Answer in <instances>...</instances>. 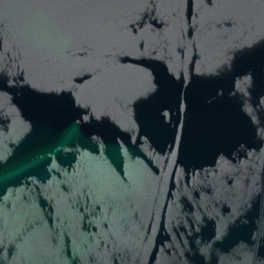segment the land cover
Listing matches in <instances>:
<instances>
[{"label": "water", "instance_id": "1", "mask_svg": "<svg viewBox=\"0 0 264 264\" xmlns=\"http://www.w3.org/2000/svg\"><path fill=\"white\" fill-rule=\"evenodd\" d=\"M0 264H264V0H0Z\"/></svg>", "mask_w": 264, "mask_h": 264}, {"label": "snow or ice", "instance_id": "2", "mask_svg": "<svg viewBox=\"0 0 264 264\" xmlns=\"http://www.w3.org/2000/svg\"><path fill=\"white\" fill-rule=\"evenodd\" d=\"M209 2H211V0H209ZM0 86H2V85H0Z\"/></svg>", "mask_w": 264, "mask_h": 264}]
</instances>
